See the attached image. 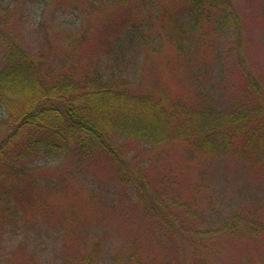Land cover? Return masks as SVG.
Returning <instances> with one entry per match:
<instances>
[{"label":"trees","instance_id":"trees-1","mask_svg":"<svg viewBox=\"0 0 264 264\" xmlns=\"http://www.w3.org/2000/svg\"><path fill=\"white\" fill-rule=\"evenodd\" d=\"M88 7L96 19L105 21L95 46L119 65L126 47H146L154 54L172 47L185 55L183 49L192 38L212 44L218 29L233 31V46L227 54L234 60L243 88L224 104L213 101L211 92L209 96L200 92L192 101L167 84L172 70L163 61L158 64V77L145 84L122 71L81 70L73 43L64 53L67 63L57 71L47 70L44 56L28 47L14 28L15 9L3 6L0 100L10 112L0 122V216L6 217L12 209L13 214L22 210L27 216L54 214L61 219L64 195L77 178L74 171L103 164L122 183L136 188L133 218L168 231L171 257L165 264H264V218L247 212L228 218L216 230L195 228L176 213L180 200L168 202L146 192L144 171L136 161L142 157L130 155L127 148L135 143L144 156L156 161L179 147L205 155L221 153L264 173V78L249 63L244 20L234 0H100ZM182 11L187 29L176 14ZM78 40L74 41L77 46ZM42 151L62 157V162L33 163ZM48 171H55L56 178L43 190V175ZM152 239L159 250L160 241ZM240 242L250 247L251 263L236 256ZM143 246L137 232L114 264H147L140 256ZM156 249L150 253L153 264Z\"/></svg>","mask_w":264,"mask_h":264},{"label":"rangeland","instance_id":"rangeland-1","mask_svg":"<svg viewBox=\"0 0 264 264\" xmlns=\"http://www.w3.org/2000/svg\"><path fill=\"white\" fill-rule=\"evenodd\" d=\"M91 2L100 0H0V10L7 4L15 9L14 28L20 31L28 47L44 56L47 70L57 71L63 67L66 47L73 43L71 47H78L75 61L81 70L101 67L122 71L135 81L149 84L158 77V64L163 61L172 70L167 84L177 95L191 96L192 101L200 92L207 96L210 95L207 92H211L215 96L213 101L224 104L229 96L241 92L243 82L234 72L232 56L227 54L233 46V31L218 29L212 36V44H204L196 38L187 41L191 37H186L183 49L186 56L172 47L157 54L148 52L146 47H126L124 62L119 65L95 46L94 39L100 35L105 21L104 17L95 18L88 7ZM234 2L244 20L249 63L264 78V0ZM184 13L176 14L179 24L187 29ZM172 33L180 35L176 29H172ZM81 38L84 39L82 44ZM77 39L79 46L74 42ZM9 112V106L0 100V122ZM127 148L130 155L136 153L142 157L136 161L144 171L146 192H155L168 202L180 200L176 213L195 228L216 230L228 218L247 212L264 218V173H258L247 162L230 155H205L180 147L162 154L160 161H156L155 157L144 156L142 148L135 143ZM34 159L33 163L46 166L62 162V157L44 151ZM74 172L77 175L74 185L64 195V219L54 214L27 216L22 210L13 214L12 209L7 211L6 217L0 216V264H66L70 261L82 264L84 259L86 264H114L137 232L144 244L140 256L147 264H153L149 258L157 248L153 244L154 237L160 241L154 264L170 260L168 231L162 225L141 224L138 218H133L137 207V190L133 185L122 183L111 168L103 164L93 168L83 165ZM55 178V171L45 173L43 190H48L49 182ZM237 246L236 256L244 263H251L250 247L245 242ZM261 255L264 256L263 251Z\"/></svg>","mask_w":264,"mask_h":264}]
</instances>
